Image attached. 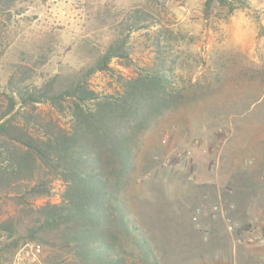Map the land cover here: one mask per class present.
<instances>
[{
  "label": "rangeland",
  "instance_id": "rangeland-1",
  "mask_svg": "<svg viewBox=\"0 0 264 264\" xmlns=\"http://www.w3.org/2000/svg\"><path fill=\"white\" fill-rule=\"evenodd\" d=\"M10 14L0 25L1 87L19 64L34 72L28 83L71 77L118 40L146 66L161 38L181 98L135 149L137 172L124 194L131 218L160 264H221L220 256L232 264L233 248L237 264H264V205L248 211L229 204L238 178L223 155L231 147V126L248 119L259 122L251 137L260 139L246 151L264 166V0H18ZM123 63L113 59L112 72L94 74L92 87L115 90L119 77L137 70ZM183 148L187 153L179 156ZM263 184L256 186L264 198ZM254 232L261 239L246 243ZM27 244L41 246L35 264H44L46 248L36 242L1 262L14 264Z\"/></svg>",
  "mask_w": 264,
  "mask_h": 264
},
{
  "label": "trees",
  "instance_id": "trees-1",
  "mask_svg": "<svg viewBox=\"0 0 264 264\" xmlns=\"http://www.w3.org/2000/svg\"><path fill=\"white\" fill-rule=\"evenodd\" d=\"M17 2L0 0V25ZM154 46L146 66L118 40L71 77L36 85L19 64L0 86V264L29 242L46 248L44 264H160L124 197L139 141L181 98L161 38ZM115 58L137 70L100 93L90 79Z\"/></svg>",
  "mask_w": 264,
  "mask_h": 264
},
{
  "label": "crops",
  "instance_id": "crops-1",
  "mask_svg": "<svg viewBox=\"0 0 264 264\" xmlns=\"http://www.w3.org/2000/svg\"><path fill=\"white\" fill-rule=\"evenodd\" d=\"M259 122L249 121L248 119H241L231 126V135L233 137L230 141V150H225L223 155L228 160V165L232 167V174L235 175L238 180L234 188H231V195L228 197L229 204L233 206H238L240 208L246 207L248 211L257 208L258 206L264 205V198L261 195V188L258 190L256 184L259 181H264V166L262 167L260 163L259 155L252 156L251 152L246 150L251 149V144L255 138L260 139L259 136H253L251 128L257 127ZM222 158V156H221ZM222 165L224 164V157L222 160ZM261 170L263 172L258 177L257 173ZM258 182V183H257ZM261 184V183H260ZM264 185V184H263ZM232 264L238 263L239 253L238 250H231ZM222 255V252H221ZM219 262L225 264V260L220 256Z\"/></svg>",
  "mask_w": 264,
  "mask_h": 264
},
{
  "label": "built area",
  "instance_id": "built-area-1",
  "mask_svg": "<svg viewBox=\"0 0 264 264\" xmlns=\"http://www.w3.org/2000/svg\"><path fill=\"white\" fill-rule=\"evenodd\" d=\"M198 144V142H197ZM187 153V149L183 148L178 152L179 156H184ZM167 163L171 162V159L168 158L166 160ZM214 211H221L219 207H215ZM261 223H264V220H260ZM261 239V234L258 232H254L249 234L245 238V242L252 244L255 243L256 241ZM42 248L38 244H27L16 256V260L14 261V264H25V260L29 261L32 264L38 263L40 261V254H41Z\"/></svg>",
  "mask_w": 264,
  "mask_h": 264
}]
</instances>
